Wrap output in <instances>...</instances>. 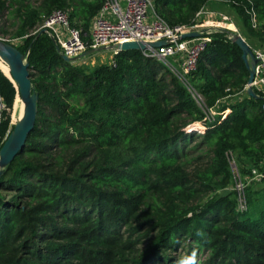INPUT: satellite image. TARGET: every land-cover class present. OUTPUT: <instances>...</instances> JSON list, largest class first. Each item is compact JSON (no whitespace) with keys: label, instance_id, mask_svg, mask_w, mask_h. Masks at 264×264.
Here are the masks:
<instances>
[{"label":"trees","instance_id":"trees-1","mask_svg":"<svg viewBox=\"0 0 264 264\" xmlns=\"http://www.w3.org/2000/svg\"><path fill=\"white\" fill-rule=\"evenodd\" d=\"M209 1L155 0V9L171 25L191 24ZM252 2L256 27L248 2L231 6L247 33L263 38L264 0ZM103 3L0 0V18L12 8L19 40L7 42L26 55L38 94L34 127L0 178V264H182L193 253L197 264H264V204L248 211L246 187L241 212L235 192L223 191L232 181L230 153L264 158V93L245 92L241 49L213 34L190 75L200 107L165 63L140 50L88 68L64 60L34 29L61 9L88 31ZM2 70L0 147L18 95ZM236 95L221 106L229 109L224 118L199 130L209 107Z\"/></svg>","mask_w":264,"mask_h":264},{"label":"built area","instance_id":"built-area-1","mask_svg":"<svg viewBox=\"0 0 264 264\" xmlns=\"http://www.w3.org/2000/svg\"><path fill=\"white\" fill-rule=\"evenodd\" d=\"M211 1L227 5L232 3L242 5L248 2L249 6L243 5L244 11L249 16L251 25L256 27L257 16L252 0ZM209 2L197 11L191 24L171 25L157 13L155 0H104L103 5L94 15L88 31L72 26L67 11L61 9L53 10L37 30L44 29V32L53 39L60 54L71 58L81 55L88 49L109 50L113 56L120 50L119 46L126 41L148 43L166 40V44L142 50V53L165 63L181 79L197 104L203 107L202 95L190 82V75L197 68L200 53L212 40L213 34L217 32H223L227 40L233 41L236 35L245 39L238 32L233 16L216 11L209 5ZM188 32L199 34L195 37H181ZM253 54L257 62L251 85L253 89L264 91V50L254 49ZM226 98L217 100L214 107L207 109L204 119L195 123L200 131L207 130L208 124L218 115H222V118L227 115L229 109L220 111ZM5 108V103L0 96V123ZM262 110L264 111V104ZM232 162L229 155L230 166ZM263 178L264 171L255 166H251L246 174L232 171V190L235 192L239 211H245L248 207L245 194L247 185L252 180Z\"/></svg>","mask_w":264,"mask_h":264},{"label":"water","instance_id":"water-1","mask_svg":"<svg viewBox=\"0 0 264 264\" xmlns=\"http://www.w3.org/2000/svg\"><path fill=\"white\" fill-rule=\"evenodd\" d=\"M44 29L41 30L43 32ZM197 32L184 33L181 37H195L198 36ZM233 42L241 49V57L249 70V76L246 84V93L249 96L257 97L253 87L252 81L254 78V69L257 59L249 44L240 35H236ZM166 40L157 42L144 43L141 41H126L120 46V50H145L148 48H156L166 44ZM57 47V46H56ZM58 49V47H57ZM96 50L88 49L81 55L71 58L61 54L62 58L66 61H76L82 57H86ZM0 58L7 64L9 74L6 75L14 83L18 91V96L22 102V112L13 127L9 130L0 147V178L3 173V168L7 166L23 148L27 135L33 129L37 114V101L38 94L31 82L29 73V63L26 60V55L23 54L14 44L0 39Z\"/></svg>","mask_w":264,"mask_h":264},{"label":"rangeland","instance_id":"rangeland-1","mask_svg":"<svg viewBox=\"0 0 264 264\" xmlns=\"http://www.w3.org/2000/svg\"><path fill=\"white\" fill-rule=\"evenodd\" d=\"M39 1L40 0H24L25 3H28L31 6L38 5ZM216 3L224 4L221 2H216ZM9 8L10 9L6 10V12L2 16V18H0V38L14 42L17 44V43H19V40L12 39V33L15 29V25L13 24L14 23V14L12 13V8L11 7H9ZM221 10L229 13L230 15L233 14L232 18H233L234 22L237 24L235 26L237 27L238 32L245 38L246 42L251 47L252 51L254 49L255 50H264V37L259 38V37L249 35L247 33L246 29L244 27H242V21L239 17V14L236 11V9H234L230 4H228V5L226 4L225 6L221 7ZM235 13L238 16L235 15ZM41 25L42 24L39 23V25H37L34 29L37 30L38 27H40ZM240 26H241V28H240ZM1 29L5 30V31L1 32L2 31ZM111 59H112V54L109 50L100 49V50H97V51L93 52L92 54H90L89 57H85V58L78 60V62L81 63L82 65H84L85 67L92 68L98 64L109 63L111 61ZM0 66L2 67V68L0 67L1 70L3 69L9 74L8 66L3 60H0ZM261 93H264V91H261ZM239 99H240V97L238 95L230 96L224 100V103L227 105H231V104H234L235 102L239 101ZM15 102H16L15 104H17V109H16L15 115L12 116L11 125H13L17 121L19 115L22 112V102H21L18 95L16 97ZM224 103H222V105ZM199 140L200 139H196V141H199ZM230 159L233 161L231 163V166H230L233 173L236 172V173L246 174V173H248V169L251 166H255L258 169H260L261 171H264V158L258 159L255 161L254 160L246 161L245 159H241L240 157H238L236 153H230ZM190 168H191V166H190ZM232 185L233 184L231 181V184H229V186L226 187L223 191L232 190ZM247 189L251 191L252 197H253V203H251V205H249L248 211H253V212L258 211L261 208V206L264 204V178L261 180H252L247 185ZM223 191L221 190L220 192H223ZM181 254H182V256L184 255L183 253H181ZM198 257H200V258L204 257V253H201Z\"/></svg>","mask_w":264,"mask_h":264},{"label":"crops","instance_id":"crops-1","mask_svg":"<svg viewBox=\"0 0 264 264\" xmlns=\"http://www.w3.org/2000/svg\"><path fill=\"white\" fill-rule=\"evenodd\" d=\"M209 5H211L212 6V8L213 9H215L216 11H220V12H224L223 10H221V7L222 6H225L224 4H218V3H216V1H210L209 2ZM222 5V6H221ZM221 6V7H220ZM225 13H227V12H225ZM234 13V12H233ZM232 16H233V14H231ZM235 15H237L236 13H235ZM238 16V15H237ZM236 24V23H235ZM237 25V24H236ZM16 109H17V104H15V113H16Z\"/></svg>","mask_w":264,"mask_h":264},{"label":"clouds","instance_id":"clouds-1","mask_svg":"<svg viewBox=\"0 0 264 264\" xmlns=\"http://www.w3.org/2000/svg\"><path fill=\"white\" fill-rule=\"evenodd\" d=\"M182 264H197L196 261V255L193 253L191 256L186 257L183 261Z\"/></svg>","mask_w":264,"mask_h":264},{"label":"bare ground","instance_id":"bare-ground-1","mask_svg":"<svg viewBox=\"0 0 264 264\" xmlns=\"http://www.w3.org/2000/svg\"><path fill=\"white\" fill-rule=\"evenodd\" d=\"M0 60H2V59L0 58ZM8 71H9V69H8Z\"/></svg>","mask_w":264,"mask_h":264}]
</instances>
